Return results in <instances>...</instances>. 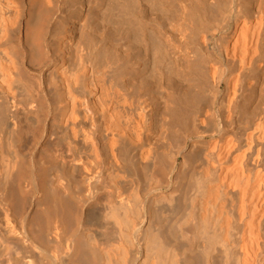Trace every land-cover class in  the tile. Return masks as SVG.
Here are the masks:
<instances>
[{
    "label": "bare ground",
    "instance_id": "bare-ground-1",
    "mask_svg": "<svg viewBox=\"0 0 264 264\" xmlns=\"http://www.w3.org/2000/svg\"><path fill=\"white\" fill-rule=\"evenodd\" d=\"M0 264H264V0H0Z\"/></svg>",
    "mask_w": 264,
    "mask_h": 264
}]
</instances>
